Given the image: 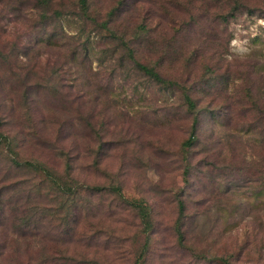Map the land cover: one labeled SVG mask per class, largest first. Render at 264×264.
Wrapping results in <instances>:
<instances>
[{
  "label": "rangeland",
  "instance_id": "374dc122",
  "mask_svg": "<svg viewBox=\"0 0 264 264\" xmlns=\"http://www.w3.org/2000/svg\"><path fill=\"white\" fill-rule=\"evenodd\" d=\"M42 1L0 0V264H134L144 225L139 264H221L233 251L232 264H264V192L242 188L262 151L226 106L248 74L264 85V0L225 21V0H91L126 36L145 24L136 57L173 88L137 71L68 0ZM183 88L202 110L185 148ZM60 185L75 196L53 198Z\"/></svg>",
  "mask_w": 264,
  "mask_h": 264
},
{
  "label": "trees",
  "instance_id": "16d2710c",
  "mask_svg": "<svg viewBox=\"0 0 264 264\" xmlns=\"http://www.w3.org/2000/svg\"><path fill=\"white\" fill-rule=\"evenodd\" d=\"M226 2L231 3V6L228 9V13L221 14L219 17L222 20H226L228 16H233L234 12L243 8L244 7V0H225ZM51 2L50 0H43L41 4H49ZM121 2V1H120ZM69 8L72 13V15L76 18H78L80 21L85 20L86 23H89L93 25V28L98 29V31L105 32L106 34L103 37H110L112 39L117 40L120 43V50L125 53V55L128 57V59L133 63L135 69L137 71H140L143 75L146 77L150 78L154 82L164 85L166 88H173L175 85L174 81L165 78V76L161 75L158 67L156 64H152L150 62L143 61L142 59L136 57V49L133 47V41L132 38L135 39V37L140 36L141 32L145 33L146 28L145 24L141 23L138 25L136 28L133 29V31L130 33V35L126 36L122 32H119L118 29L114 28L113 26L109 25L108 21H105L104 19L99 17V13L92 8V3L91 0H68ZM264 5V3H263ZM56 13H59L56 11ZM70 13V14H71ZM114 11H112L109 15L110 17L113 15ZM68 14V13H67ZM264 70V65L262 68ZM228 76L225 74L222 76V78ZM262 76V75H261ZM259 76V77H261ZM253 78L249 77V74L245 76L243 79V85L242 89L239 91H235V100L236 104L234 105H226L227 107L231 108H238V112L240 115L244 118V125L246 126L245 132L253 134V136L256 137V141L258 143V147L261 148L262 151V157L259 160V164L257 163V166L255 170L253 171L254 173L251 175L247 176V178L244 179L242 183V188H244L246 191H251L255 190L256 193L258 192H264V85L262 86V83L257 86H255V82L252 81ZM231 81H234L232 79ZM181 96L182 100L186 106L187 111L192 114V123L191 127L192 130L190 132L189 137L187 140L184 141L183 147H190L193 145L195 142H197V136L194 133L195 127L199 122L200 114H202V110L200 111L198 107V102L197 100L193 97V95L187 91V89H182L181 90ZM217 110V109H216ZM215 109H210L208 112L211 114V118L219 120L222 117L221 112L216 111ZM224 116H227L226 114H223ZM228 117H226V120ZM25 167H31L36 171V165L25 162L23 164ZM36 172H40L39 179L43 183H50L52 184L51 180L49 177L45 175V173L42 170H37ZM66 187V188H65ZM236 187V185H235ZM67 185H60V186H55L53 188V198L55 194L67 198L75 196L76 191L71 188V186L68 187ZM241 188V187H240ZM95 190H100L99 188H95ZM13 194L16 195V191L14 187L8 188V192H12ZM111 191L119 192V189L114 188L111 189ZM67 201L63 202L62 206H65ZM179 208L182 210L183 209V204L182 202H178ZM263 204V209H264V202ZM247 205V204H246ZM140 211V217L143 221V223H146V217L148 215V212L143 208V206H138L137 207ZM53 217V216H52ZM26 220V219H24ZM258 225L257 227L264 228V213L261 217L258 218ZM181 223L178 221L176 224V237L179 242V244H183L185 238L183 235V232L180 229ZM65 230H67L65 228ZM147 231V226L144 225L142 230L140 231V234H142V239L143 243L141 244L137 258L134 262V264H139L143 254L146 250L147 246V241H148V235L145 234ZM84 238V237H83ZM237 256L235 255V251L230 253L229 255L225 256L224 258H216V261H219L221 264H232V262H235L237 260ZM260 260L263 262L264 261V256L263 253L260 255Z\"/></svg>",
  "mask_w": 264,
  "mask_h": 264
}]
</instances>
